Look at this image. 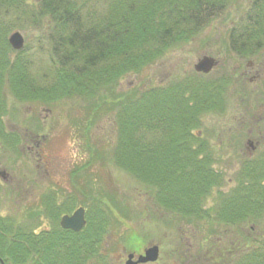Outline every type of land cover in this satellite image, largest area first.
<instances>
[{
    "label": "trees",
    "instance_id": "obj_1",
    "mask_svg": "<svg viewBox=\"0 0 264 264\" xmlns=\"http://www.w3.org/2000/svg\"><path fill=\"white\" fill-rule=\"evenodd\" d=\"M27 1L0 0V12L18 10L30 18L47 19L50 69L48 75L32 73L22 50L10 58L7 32L13 24L0 13L3 145L11 149L20 142L15 133L6 131L2 121L5 85L19 102H53L77 96L90 101L87 113L92 121L114 112L112 161L155 189L156 204L164 210L187 223L213 219L228 226L247 222L256 226L264 218L261 165H244L235 188L229 193L218 191L217 205L203 208L212 191L220 189L223 175L213 169L212 152L195 130L202 115L222 109L220 85H184V89L175 87L166 93L132 91L126 96L116 91L123 76L139 73L198 34L225 10L228 0H106L103 13L85 9L89 0H39L34 11L22 9ZM244 17L230 30L228 43L232 52L249 57L264 44V0H250ZM96 207L97 213L88 216L78 233L58 226L33 235L0 218V257L5 264H82L94 253L93 245L101 241L107 226L113 224V215L108 218L107 211ZM258 248L248 250L233 264H264V244L259 242Z\"/></svg>",
    "mask_w": 264,
    "mask_h": 264
},
{
    "label": "rangeland",
    "instance_id": "obj_2",
    "mask_svg": "<svg viewBox=\"0 0 264 264\" xmlns=\"http://www.w3.org/2000/svg\"><path fill=\"white\" fill-rule=\"evenodd\" d=\"M39 3L29 0L22 9L34 11ZM249 5L250 0H228L225 10L210 19L193 38L172 48L139 73L123 76L116 86L117 94L123 96L132 91L166 93L175 91V87H180L179 91L184 85L216 83L222 87L223 109L202 115L195 130L199 137L209 141L215 151L213 169L224 176L220 189L215 188L206 198L204 209L217 205L218 191L229 193L234 189L245 165L243 161L250 157L245 147L242 153L239 149L244 146L242 138L250 128L249 116L256 104L251 97L255 85L239 75L247 70L253 57L238 56L228 43L230 30L245 19ZM85 9L103 13L107 1L89 0ZM0 13L13 24L7 39L13 32L23 36V57L30 61L31 72L47 74V19L30 18L18 10ZM9 56L15 58L17 51L11 49ZM203 56L218 62L207 74L194 70ZM257 60L264 64V50ZM1 97L6 109L2 118L4 128L20 140L15 151L0 141V170L5 169L13 177L17 188L12 195L10 183L0 182V214L10 218L13 228L33 229L34 235H40L56 229L61 216L77 207L85 209L86 219L97 213L93 208H102L109 213L108 218L113 215V224L107 226L101 241L93 245L94 253L82 264H124L129 252L142 255L152 245H158V258L145 264H206V255L223 257L222 264H233L235 256L259 250V242L264 244V218L250 232L253 222L242 226H228L213 219L187 223L157 205L155 189L112 161L114 112L92 121L87 113L90 101L86 99L76 96L53 102H19L7 85ZM228 128L231 131H226ZM95 221L96 217L90 222ZM224 237L240 239L241 251L230 257L226 253L222 256V250L208 254L209 248L220 246Z\"/></svg>",
    "mask_w": 264,
    "mask_h": 264
},
{
    "label": "flooded vegetation",
    "instance_id": "obj_3",
    "mask_svg": "<svg viewBox=\"0 0 264 264\" xmlns=\"http://www.w3.org/2000/svg\"><path fill=\"white\" fill-rule=\"evenodd\" d=\"M264 49H256L251 56L253 57V61L250 62V64L247 66V70L244 72L240 73V77H242L244 80H248L250 84L255 85V89L251 93V97L256 99V104L253 107V110H251L250 114V128L247 130L243 136V145L239 150L242 153L243 148L245 147L249 151V159L246 161H243V164H249L253 166L261 165V167H264V64L261 63V61H258L257 58L260 55V53ZM217 62V60H216ZM218 65V62H217ZM247 74H249V77H247ZM248 78V79H247ZM223 98V97H222ZM262 99L261 103L258 104L257 102ZM224 105V102H223ZM223 109V107H222ZM241 123V121H240ZM226 131H231V128L226 129ZM235 140V139H234ZM206 141V140H205ZM208 144V147L210 151L212 152L211 158L213 159L214 162V153L215 152L212 148V146L209 144V141H206ZM239 145V143H236ZM15 151V147L11 148ZM240 173V172H239ZM237 180H241V178H237ZM0 182L2 183H10L11 185V190H12V195H14V192L16 191V184H13V177H11L5 169L0 170ZM223 182H224V176H223ZM247 182L244 183L246 185ZM261 184H264V180L261 182ZM235 188V187H234ZM0 218L4 221L6 219H10L8 217H1ZM256 226H251L250 227V232H254ZM33 235L34 230L31 229L30 231ZM228 237L222 238L224 240L222 244L220 243V246L218 247H212L209 248V253H214L215 251L219 252V250L223 251L221 252L222 256L226 253L228 257L232 255V253H238L242 249V241L240 239H232L230 238L227 240ZM152 246H157L158 245H152ZM145 250V249H144ZM129 254H133V261H137L138 259V254L135 255L134 251L129 252ZM220 258V257H219ZM216 256L213 255H206L205 259H207L206 264H222L225 261V258L222 257V259H219ZM240 258V255L235 256V259L238 260ZM127 259V258H126ZM235 260V261H236ZM4 258L0 257V264H5ZM126 262V260H125ZM124 262V264H125Z\"/></svg>",
    "mask_w": 264,
    "mask_h": 264
},
{
    "label": "water",
    "instance_id": "obj_4",
    "mask_svg": "<svg viewBox=\"0 0 264 264\" xmlns=\"http://www.w3.org/2000/svg\"><path fill=\"white\" fill-rule=\"evenodd\" d=\"M8 44L15 51H20L24 47V38L19 32H13L8 37ZM217 62L209 56H203L194 65L197 73L207 74L215 66ZM59 225L62 229L80 232L86 225L85 209L83 207L76 208L70 215H63L60 218ZM159 250L157 246H150L144 250L143 255H138L137 261H133V254L127 256L125 264H145L155 262L158 258ZM2 264V263H1Z\"/></svg>",
    "mask_w": 264,
    "mask_h": 264
}]
</instances>
